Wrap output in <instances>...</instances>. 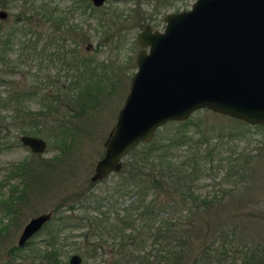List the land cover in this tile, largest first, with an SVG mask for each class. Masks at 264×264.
Returning a JSON list of instances; mask_svg holds the SVG:
<instances>
[{
	"label": "trees",
	"instance_id": "trees-1",
	"mask_svg": "<svg viewBox=\"0 0 264 264\" xmlns=\"http://www.w3.org/2000/svg\"><path fill=\"white\" fill-rule=\"evenodd\" d=\"M18 1L13 21L0 26V110L10 112L9 122L14 119L20 133H40L35 123L32 126L36 112L25 102L39 95L45 98L44 113L65 106L64 115L79 116L98 99L95 83L90 84L97 72L72 35L77 26L70 22L73 4L63 9L51 0ZM114 20L107 19L106 24ZM15 34L21 39L15 56L10 57ZM22 62L27 65L22 81L4 77L14 74ZM203 111L209 110L198 109L186 119L163 123L165 130L156 129L150 140L127 152L120 169L112 172L115 178L109 187L95 194L76 193L68 204L56 203L51 218L36 232L40 240L31 243L35 234L11 250L28 245L23 255L26 264H65L59 248L71 235L63 230L83 226L77 233L83 264H264V231L255 228L258 221L251 228L244 222L238 224L239 218L246 222L244 214L231 211L251 202L249 192L257 187L253 154L232 143L245 134L244 122L225 129L221 122L202 118ZM57 130L60 153L67 149L73 133L63 126ZM11 144L0 141V148ZM40 154L31 152L28 159L14 165L17 182L11 183L6 197L0 193V205L13 217L11 223L0 225V231L15 221L23 196L50 171L57 155L42 160ZM216 158L225 160L228 170L220 177L218 190L202 193L199 179ZM229 170L236 173L233 179ZM123 195L130 196L125 203H121ZM77 209L88 213L84 222L77 213H70ZM11 255L6 264H13L17 254Z\"/></svg>",
	"mask_w": 264,
	"mask_h": 264
},
{
	"label": "rangeland",
	"instance_id": "rangeland-1",
	"mask_svg": "<svg viewBox=\"0 0 264 264\" xmlns=\"http://www.w3.org/2000/svg\"><path fill=\"white\" fill-rule=\"evenodd\" d=\"M74 1L79 0H51L50 3L59 8L67 9L71 4H74ZM192 1L106 0L100 7L94 8L92 14L87 12L89 11L88 8L85 9V12L79 8L72 11L70 22L80 27L76 28L80 34L78 35L76 31L72 35L76 38L80 37V49L82 53L85 52L84 55L93 70L96 69L98 74V76H96L97 74H92L90 79V84L95 83L94 88L99 92L97 94L98 99L90 110L83 112L79 116H70L69 113L66 114L67 116L64 115L67 111L65 106L59 107L60 110L44 113L42 103L45 98L39 99V95L25 102L29 109L36 112V118L33 119L32 126L36 124L41 131L40 133L29 132L27 134L41 136L46 141V148L39 157L45 160L55 154L57 155L50 164V171L44 174L43 179L41 177L40 182L36 181L35 187H32V190L23 196L22 202L18 205L15 221L8 225V229L0 231V264H6L12 253L17 254L12 262L13 264H26L23 255L29 251L28 245L20 248L19 251H12L11 249L16 245V239L23 224L31 216L52 209V206L56 203L68 204L73 197L75 199L78 196L76 193L87 195L91 192L95 194L99 192L100 188L111 185V180L115 178L113 173H109L105 181L99 180L94 183H91L89 176L92 173L95 161L102 155V141L115 121L118 108L121 106L128 89L129 77L135 69L134 57L139 49L135 42V35L139 30V25L140 23H148L152 28L161 30L165 23L163 17L167 12L186 9L190 7ZM0 8H4L9 15L8 19L0 21V26L5 27L12 20L11 18L14 17L15 11L18 9L16 8V1L0 0ZM110 18H115V20L107 25L106 20ZM81 35L83 38H81ZM19 39L21 37L16 34L13 36L12 47L8 56H15ZM88 44L90 47L85 49ZM20 58H24L23 54ZM26 70L27 65L22 62L15 68L14 74H7L4 77L18 80L19 82L20 79L21 81L23 80ZM102 80L104 83H102ZM203 112L202 118H205V120L208 118L209 122L214 124L221 122L225 129H233L239 125L237 121H242L225 114H215L216 112L213 113L211 110ZM9 113L7 110H0V125L5 126L7 124L6 128L0 127V141H4L6 144L12 142L10 146H2L0 148V193L3 194V197L8 195V188L11 183L15 184L17 182L13 173L14 165L17 162L28 159L31 155L29 148L19 141L21 133L18 131V126L14 123L15 120L12 119L9 122ZM1 116L3 117L2 119ZM256 124L260 126L253 127ZM62 126L71 128L73 137H71V142L68 144L67 149L58 153L57 129ZM242 126L246 128L245 134L238 140H233L232 143L246 147V152L253 154V182L257 187H253L249 192L252 199L251 202L237 205L236 209L234 208V211H231L238 215L244 214L243 217L245 216L246 222L239 218L236 223L244 222L245 226L251 228L250 225L254 221L255 223L258 221V225L255 228L258 227L263 232L264 122L255 124L244 122ZM157 129L165 130L161 125ZM64 141L66 143L68 140L65 139ZM125 156L122 157L121 162ZM227 170L228 164L225 160L220 162L219 158L213 160L211 170L209 172L206 171L208 173L203 174L199 179V190L202 193L218 190L219 185H222L221 181L219 182L220 177L224 172L226 174ZM46 174H49V176H46ZM228 174H231L229 177L233 179L236 173L229 170ZM247 174H249L248 170ZM246 179H249V175H246ZM254 188L256 189L254 190ZM247 197H249V194ZM129 198V195L121 196V203L127 202ZM253 201L260 206L256 205L257 203L255 202V204H252ZM6 210L0 205V225L11 223L13 216L7 213ZM63 213H68V210ZM70 213H77L80 222H84L88 214L85 211L80 212L78 209L72 210ZM82 227H73L70 231L67 229L63 230L64 233L71 235L59 248L62 251L60 257L65 261V264H67V259L71 253H79L77 241H80V238L77 237V233L82 230ZM40 237V233L36 234L33 236L31 243L37 242ZM80 264L83 263L81 262Z\"/></svg>",
	"mask_w": 264,
	"mask_h": 264
},
{
	"label": "water",
	"instance_id": "water-1",
	"mask_svg": "<svg viewBox=\"0 0 264 264\" xmlns=\"http://www.w3.org/2000/svg\"><path fill=\"white\" fill-rule=\"evenodd\" d=\"M4 13L0 9V17ZM164 21L161 30L140 25L135 69L90 181L118 171L122 157L150 140L160 125L183 120L196 109L264 122V0H193L186 9L167 12ZM19 141L34 153L46 148L38 135L21 133ZM50 215L48 210L31 216L17 245ZM80 262L77 252L67 259V264Z\"/></svg>",
	"mask_w": 264,
	"mask_h": 264
},
{
	"label": "flooded vegetation",
	"instance_id": "flooded-vegetation-1",
	"mask_svg": "<svg viewBox=\"0 0 264 264\" xmlns=\"http://www.w3.org/2000/svg\"><path fill=\"white\" fill-rule=\"evenodd\" d=\"M13 1H16V8H19V1L18 0H13ZM106 0H103V2L101 3V4H98V5H95L94 3H92V1L91 0H79V1H74L73 3V10H75V9H82V10H84V12L86 11L85 9L86 8H88L89 9V11H87L89 14H92V10H91V7L94 9V8H98V7H100L102 4H104V2H105ZM0 9H2V10H4L5 11V13H4V16L3 17H0V21H4L5 19H8V17H9V15H8V13H7V11L4 9V8H0ZM72 10V11H73ZM18 11V9L15 11V13ZM14 13V14H15ZM14 17H15V15H14ZM13 17V18H14ZM13 18H11L12 20L11 21H9L8 22V24L10 23V22H12L13 21ZM163 19H164V17H163ZM8 24H6V25H8ZM140 25H141V23H140ZM140 25H139V29H140ZM150 25V24H149ZM151 26V25H150ZM152 27V26H151ZM76 28H80L78 25L76 26ZM75 28V30H74V32H76L77 34H80L79 32H78V29H76ZM152 29H154V28H152ZM139 31V30H138ZM137 31V32H138ZM137 34V33H136ZM76 38V37H75ZM80 38V37H79ZM79 38H76L77 40H78V43H79ZM81 38H83L82 37V35H81ZM135 42H136V35H135ZM136 44H137V42H136ZM79 45V47H80V44H78ZM138 45V44H137ZM139 46V45H138ZM90 46H89V44L88 45H86V47H85V49H88ZM141 47L139 46V49H140ZM138 49V50H139ZM137 50V51H138ZM137 53V52H136ZM136 53H135V55H136ZM134 61H135V57H134ZM106 177V176H105ZM105 177H103V178H105ZM103 178H101V179H103ZM101 179H98V180H95V181H91V182H96V181H99V180H101ZM48 211V210H47ZM49 211L51 212V215H52V209H49ZM51 215H50V218H51ZM49 218V219H50ZM46 222V221H45ZM44 222V223H45ZM43 223V224H44ZM36 234V232L33 234V235H35ZM32 235V236H33ZM32 236H29V238L30 237H32ZM18 237V236H17ZM28 238V239H29ZM15 246H18V247H20L19 245H17V239H16V245ZM22 246V245H21ZM80 254V253H79ZM81 255V254H80ZM81 262H82V256H81ZM80 262V263H81ZM79 263V264H80Z\"/></svg>",
	"mask_w": 264,
	"mask_h": 264
}]
</instances>
